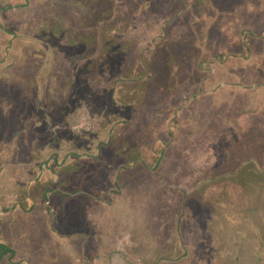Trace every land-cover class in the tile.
<instances>
[{"label": "rangeland", "instance_id": "rangeland-1", "mask_svg": "<svg viewBox=\"0 0 264 264\" xmlns=\"http://www.w3.org/2000/svg\"><path fill=\"white\" fill-rule=\"evenodd\" d=\"M34 1H38L40 4L37 11L38 15L40 16L46 13L50 17V21L45 25L48 28L37 32L40 36L46 33V38L51 36L49 38L50 42L48 41L47 46L46 44H42V42L34 43L33 47L34 49H38L40 56H42L41 59L39 58L40 63L45 62L46 66L38 68L39 66L33 65V83L29 82L33 87L27 93H22L17 90V98H15V102L13 103L14 114L8 116L7 114L13 110L11 109V105L3 102L0 103V106L4 108V110L0 109V145L6 150L10 149L9 145H12L11 149L15 148L17 153L20 154L22 152L23 154H28V156L24 157H20L19 155L15 159V156L13 157L9 150V152L5 151V154L9 153L10 157L3 154L0 156V192H5V188L10 186V181L13 190L17 191L18 194L20 192L22 193V191L25 192V190L21 189L22 183L14 180L15 177H18L17 174H19L14 168H17L20 163H25L26 166L24 168L27 167V164H32V161H35L33 166L35 164L44 165V167L37 168V170L43 172V177L41 178L38 175L39 178L36 182L41 179L44 184L46 182L48 186L53 187L55 183L53 180L55 178L50 176V172L48 177H46L45 173L49 168L53 171L57 168L61 169L63 165L69 164L72 162L73 156H70L71 154L95 158V155L98 153L99 158L100 151L103 150L107 151L103 158L113 161L111 159L113 158V154H111L112 150L110 147H107L112 143L125 147L128 146L127 142L129 140L132 143L137 142L141 147L142 145L144 146L143 155L149 160L147 164L149 166L150 162L156 164L157 155L165 147H168L166 149L167 156H172V153H176V149L172 152L169 150V145L174 140L172 128L173 132H178L176 134L179 136L182 134L190 137L192 141H189L188 147L193 152L197 150L198 154L192 156V158L196 157V159H193L191 164L190 160L192 158H188L185 161L184 157H180L178 154H176L174 160L168 158L164 160L163 157L161 161L163 163L161 165L166 163L164 166L167 167L160 169L159 165L157 168H159V173H161L152 175L153 177H150L151 183L155 182L157 184L160 179L164 181L166 188H168L175 171L178 174L183 172L182 175H184L183 168L188 164L189 168L193 167V169H196L197 166L202 167L208 163L211 176L213 173L212 167L218 169V173H220L219 171H225L233 166L234 163L238 162L239 158H232L229 154H234V148H241L242 150V145H246V142L238 143L233 140L235 138L233 133L236 131L231 130L232 132H228L223 125H217L218 122L217 124H212V129H214L215 133L212 130L209 133V128L204 125L203 135H199L196 138L192 134L196 123L200 117H202L203 123H205L206 118L203 115H195L193 113L194 109L190 108V101L188 100H193L191 98L200 93L198 90H201L202 82L213 70L217 72V76L220 75L218 72H220L221 67L224 65L223 62L230 61L234 57L238 61L241 58L239 56H249V47L255 48L254 45H250V42L255 37L250 34L248 28L255 30V25L264 21V14L257 11V5H254V8L253 6H247L248 0H220L221 2L218 3L222 4L221 6L225 8H230V12L218 10V12L212 13L210 5L209 11L202 10V0H150L152 3L154 2L151 5L147 4L148 2L146 3L148 0H92L93 8L91 10L78 0ZM254 2L257 1L255 0ZM262 4L264 5V3ZM48 8L50 11L58 8L57 10L59 12L52 15L51 12L49 13L47 11ZM233 9H236V11L233 12ZM252 9L256 12H252ZM172 11H180L179 15H176V19H172ZM199 12L200 15L197 17L192 16V14H199ZM93 16H95L96 22L92 21L91 27L86 29V32L93 33V28H98L99 37L103 33L107 39L120 40L125 44V49L127 48L128 52L124 53L126 54L124 61L122 59L119 60L122 62V64L120 63V68L122 69L119 71V76L117 77L118 79L120 78V82L117 83H114L109 77L99 74L101 69L106 70L107 68L108 59L104 55H100L97 62L90 61V75H95V79H88L86 82L82 81L84 86L92 90V95L90 96L81 92L83 89L79 76L77 75L79 68H82V65L88 62L83 61L84 59L79 55H75V52L67 55L66 52H71L72 43H74L71 27H77L80 21L85 22L84 20ZM104 16L110 22H106V20L102 21V17ZM102 23L108 24L104 25ZM57 24L61 26L65 25L64 36L59 37V34L56 32L57 26L55 27V25ZM257 30L260 31L261 29L259 28ZM51 32L54 34L52 33L50 35ZM42 38L45 39V37ZM179 40L183 42L184 40H190L193 43L192 48L185 51L183 56L180 57L185 62L184 67L179 71L177 70V73H183L180 78L186 79V82L188 79L189 81L191 80V83L187 85V90H182L179 95L174 96L172 99L166 98L168 97L166 94L159 97L161 100L156 101L155 107L149 114L147 122L143 117L141 109L137 114H130L129 109L125 106L127 104L122 106L121 100L123 96H115V93L112 96L111 91L116 88L114 84L117 86V92L121 88L130 86L135 82L136 84H140L141 81L139 80L147 76L149 77V72H144V68L141 65V58L151 57L156 50L158 52L159 47L163 44L168 45ZM100 41L102 42L103 39L100 38L98 43ZM261 49L263 52L264 42ZM67 56L74 57L73 59H69ZM166 57L165 55L159 56L160 62L162 60L163 63ZM156 61L157 59L154 64ZM198 61L200 63L197 69L192 64L195 65ZM259 62L264 65V60H257V63ZM243 65L245 72L240 71V73L247 75L248 61H243ZM233 67L240 69L238 65H233V63L228 65V68ZM130 68L134 70L131 71ZM153 68L157 77H160V81L156 82L158 84V82H161L165 71L163 67L155 66ZM222 68L225 70V67ZM126 74L131 75L130 82H128L129 77L125 78ZM142 74L145 76H142ZM87 76L86 74L85 77ZM36 84L39 86L36 87ZM51 86L57 90L55 92L50 91L48 87ZM138 95H142V93L135 94V102L139 100L137 98ZM168 102L170 103L168 104ZM123 103L125 102L123 101ZM172 105H179L182 108L178 109V113L171 115ZM135 106L136 104H133V107ZM228 113L224 108L220 109L221 115ZM135 117L136 119L131 122V119ZM175 118H178V120L173 124ZM228 133L230 134L227 135ZM251 136L253 139V149H251L252 154H250L254 155L256 153L258 155L257 158L263 157L262 160L264 161V141L260 140L262 137L260 125H256L253 128ZM14 138H16L15 141H13ZM215 138L217 140L211 142V139ZM206 139H210L208 150L204 146ZM193 140L197 142V145L193 143ZM199 140H203L202 145ZM35 147L38 148L34 150ZM226 147L231 148L228 150L229 153L226 152ZM206 151H208V156ZM146 155H149V157ZM51 157L56 158L52 160ZM177 157L181 159L176 161L178 159ZM16 161L19 162L17 163ZM139 164L144 165L143 170L146 171L145 166L147 165L142 162H139ZM262 165L257 162V168L259 170L261 167L264 168V165ZM112 169L108 167L104 171H101V174L105 171L106 173H103L105 175L97 181L94 189L100 192L103 200L110 197L114 198L116 204L113 212L118 213L123 220V215L127 217L128 214H131L132 210H127L124 207L126 201L123 198V195L126 193L130 194V190L129 188L126 191L123 190V194L121 191H116L119 188L114 185L111 175L110 177L108 176ZM25 171L27 173L24 178H30L32 174H29L30 169L27 170L26 168ZM262 173L264 174V172ZM114 174L115 169L112 175ZM8 178L10 181H7ZM209 179L211 180V178ZM261 179V177L256 178V181L260 183ZM104 180H107V182ZM217 180L229 181L230 177L221 176ZM234 180L238 181V179ZM226 188L227 184H224L223 192ZM211 190H214V187ZM49 191L50 195L54 194L51 189ZM18 194L14 198L26 199V195L24 197H18ZM223 194L229 197L227 192ZM177 195L181 197V194ZM169 196V193L166 192L162 198H165L166 202H169L172 199ZM54 200L55 197H53ZM101 211L102 209L100 208L99 212ZM171 219L169 218L164 223L165 225L161 230V236L155 235L152 237L148 235V231H145L144 234L141 233L140 229H137L135 226L133 219L126 220L124 223L129 225V227L126 225L127 230L120 231L117 228L110 232V234H106L110 236V239L104 242L98 241L101 244L100 246H97L93 239L94 232H91L90 236H88L91 240L90 245L84 248L89 260L88 258L85 261L80 259L83 248L79 251V246L77 245L76 250L74 249L71 252L69 250L65 257L66 261L73 262V264H92L93 259H96L97 263L94 262L93 264H165L163 260L160 262L162 257L159 254L160 250L164 248L166 251L164 250L165 253L163 254H166L165 256L171 260L174 259L175 264H193L190 259H185V255L181 250L184 247L185 240L188 239L186 237L184 238V236L183 238L182 236H176V233L182 228L186 232L185 223L183 226V221L180 223L177 222L176 227L173 228L170 226ZM177 227H179L178 230H176ZM188 227L189 231L191 228L193 229L191 224ZM126 231H128V234L125 235ZM129 231L136 235L133 234L132 236V234H129ZM128 235L131 240L127 238ZM169 236L170 238L168 239ZM174 237L177 239H175L176 245L172 241ZM157 240L160 241V246H158ZM181 240L182 245H179ZM136 241L142 243V248L139 247L137 251L135 249ZM20 247L22 248V246ZM20 254L19 256H22ZM16 262L17 264H21L19 257H17Z\"/></svg>", "mask_w": 264, "mask_h": 264}, {"label": "crops", "instance_id": "crops-1", "mask_svg": "<svg viewBox=\"0 0 264 264\" xmlns=\"http://www.w3.org/2000/svg\"><path fill=\"white\" fill-rule=\"evenodd\" d=\"M25 1L0 0V103L11 105L13 110L7 114L8 116L14 114L13 103L17 98L18 91L27 93L33 87L32 84H29V82L33 83V65L39 66L38 68L46 66L45 62L40 63L39 58L41 59L42 56L38 49L33 47L34 43L40 42L48 45L49 39L46 38V33L40 36L37 32L48 28L45 25L50 21V17L46 13L38 15L37 11L40 7L38 1L29 0L28 5L25 4ZM262 3L264 1L256 8L257 11L264 14ZM57 9L50 11L48 8L47 11L53 15L59 12ZM252 12L256 11L252 9ZM88 21L96 22L95 16L89 17ZM262 27L264 28V21L255 25L256 29H262ZM257 44L258 41L250 42V45ZM239 57L244 60L240 58L237 61V58L234 57L230 61L223 62L222 67H225V70L221 67L218 72L219 76L211 68L213 72L205 77L200 93L195 95L193 100H189L190 108L194 109L193 113L206 118L205 123H203L202 117L198 122L196 119V127L192 134L196 136L199 132V135L202 136L204 125L209 128V133H211L210 130L215 133L212 124L218 122L217 125H223L228 132L235 130L233 140L238 143L246 142L252 154L251 149L253 148L251 147L253 146L250 143L253 139L251 135L256 125H260L262 134L260 140L264 141V65L260 62L257 63V60H264V51L262 52L258 46L255 49L251 48L249 56ZM243 61H248L247 75L240 73V71L245 72ZM231 63L238 65L240 69L237 67L228 68ZM38 86L36 84V87ZM48 88L54 92L57 90L52 86ZM222 108L229 113L221 115L220 109ZM0 109L4 110L2 106ZM7 115L5 114V116ZM172 133L174 140L169 145V150L172 152L176 149V153L167 156L166 149L168 147H165L162 150L164 160L166 158L174 160L176 154L181 153L186 161L194 154H198L197 150L188 151V143L192 141L190 137L182 134L179 136L176 134L178 132H173V128ZM238 133L240 134L236 136ZM224 138L226 139L225 135ZM209 140H205L206 150L209 148ZM215 140L217 138L211 139V142ZM193 143L197 145L194 140ZM200 144H203V140L200 141ZM11 146L9 145V150L15 159L19 155L20 157L28 156L26 153H17V150L11 149ZM37 148L35 147L34 150ZM230 149L226 147V152ZM9 150L0 145V156L3 154L10 157L9 153L5 154V151L9 152ZM233 150L234 154L229 155L232 158H239L238 162L248 168L247 172L244 170L246 173L243 179L229 176V181H219L215 176L218 169L212 167L213 173L210 176L211 170H209L208 163L202 167L197 166L196 169L189 168L188 164L183 168L184 175H182L183 172L178 174L175 171L168 188L159 178L157 184L150 181L152 175L161 173H159V168L167 167L164 166L166 163L160 164V167L157 168L156 164L150 162L149 166L147 164L149 160L144 157L143 160L147 165L145 166L146 171L143 170L144 165L139 163L131 164L123 169V164H119L117 157L113 161L104 159L103 156L107 151L103 150L100 151V159L98 153L95 158H88L92 163L91 168H80L82 171H87L88 181L85 176H73V185L77 186L79 191L76 193L65 192L70 198L57 194L59 189L61 190L60 182L64 180L57 175L58 168L53 171L56 173L55 175L50 173V176L55 178L53 180L55 183L51 187L46 182L44 184L41 179L36 182L38 178L35 176L40 175L42 178L43 172L34 168V161L31 162L32 164H27V170L30 169L29 174L32 173L28 179L24 178L27 173L24 168L26 165L20 163L17 168H14L19 173L14 180L22 183L21 189L25 192L22 191L18 194L17 191H14L9 178L7 181H10V186L5 188L4 193L0 192V243L9 246L15 253L16 259L20 258L21 264H73V262L66 261V255L69 250L70 252L76 250L77 245L79 251L85 246H89L91 240L88 236L91 232H94L93 239L97 246H100L98 241L104 242L110 239V236L106 234H110L117 228L120 231L127 230L129 225L124 222L133 219L141 233L144 234L145 231H148V235L151 237L161 236L164 223L172 218L170 226L173 228L176 227L177 222L183 221V226L185 223L186 232L182 228L176 233V236H182V238L184 236L188 239L183 241L184 247L181 250L185 259H190L191 263L264 264V175L261 177L260 183L256 181V172L261 170L264 172V168L261 167L260 170L257 168V162L264 165L263 157L257 158L256 153L254 155L247 154L248 149L246 148H243V151L241 148ZM161 153L157 155L156 161ZM206 154L208 156V151ZM246 155L248 162H245V159L241 160V157ZM78 156L72 157L74 163ZM146 156L149 157V155ZM82 158L87 157H79V159ZM179 159L181 158L176 161ZM193 159L196 157L190 160V164ZM249 164L255 168V171L251 172ZM108 167L113 168L108 176L111 175L114 185L119 188L116 191H121L123 194V190L126 191L128 188L130 190V194L126 193L123 198L126 201L124 207L127 210H132L127 217L121 212L123 220L118 213L113 212L116 204L114 198L103 200L100 192L94 189L97 181L105 175L103 173H106L105 171L101 174V171ZM178 168L180 169V167ZM114 169L115 174L112 175ZM45 173L48 177L49 172L45 171ZM33 175L35 176L33 177ZM234 179H238V181ZM104 181L107 182V180ZM224 184H227L224 192H227L229 197L223 194ZM86 186L87 188H85ZM213 187L214 190H211ZM259 187L260 189H258ZM50 189L54 192L53 195H50ZM170 189L175 190L171 191ZM166 192L169 193L172 202H166L165 198H162ZM34 193L38 196L34 197ZM16 194L18 197L26 195V199L14 198ZM177 194H181V197ZM53 197H55L54 201ZM100 208L101 212H99ZM189 224L194 230L191 228L189 231ZM178 229L179 227L176 228V230ZM126 234L128 231L125 232ZM129 234L133 236L135 233L129 231ZM127 238L131 240L129 235ZM175 239L176 237L174 240L172 238V241L176 245ZM179 243L182 245V240ZM157 244L160 246L159 240H157ZM139 247L142 248V243L136 241V251ZM83 249L80 259L85 261L88 258L89 260L85 249ZM164 250L166 251L164 248L160 250L159 254L162 257L160 262L163 260L165 264H175L174 259L171 260L165 256L166 254H163ZM12 257L11 254L8 255V260H4L0 264H15L16 261L11 262ZM96 261L93 259L92 264Z\"/></svg>", "mask_w": 264, "mask_h": 264}, {"label": "trees", "instance_id": "trees-1", "mask_svg": "<svg viewBox=\"0 0 264 264\" xmlns=\"http://www.w3.org/2000/svg\"><path fill=\"white\" fill-rule=\"evenodd\" d=\"M81 3H83L87 8H89L90 10L93 8V4L91 3L92 0H78ZM248 4L247 6H253L257 5L259 7L260 3L263 2L264 0H256L257 2H254L255 0H248ZM145 2V1H144ZM148 2V3H147ZM221 2L220 0H202L201 4H202V10L205 9V11H209V5L211 8V12L216 13L218 12V10H224L223 12H230V8H225L224 6H221L222 4L218 3ZM147 4L151 5V1L148 0L146 1ZM111 4V3H110ZM154 4V2L152 3ZM244 5V3H243ZM246 6V7H247ZM112 7V5H111ZM110 7V8H111ZM198 9V8H197ZM232 9V8H231ZM199 10V9H198ZM94 11H96L94 9ZM236 9H233V12H235ZM173 12L172 15V19H176V15H179L180 11L177 12ZM199 14L195 13L192 14V16L197 17ZM211 16V15H209ZM106 22H110L107 20V18L104 16L102 17V21ZM92 21H88V19L83 22L80 21L77 27H71V34L73 35V46L71 47V52H66V55L72 52H75V55H79L80 57H82L84 60L86 61L87 59H89L90 61H96L99 60V56L100 55H104L105 58L108 59V64H107V68L106 70H100L99 74L101 76H107L109 77L111 80L114 81V83L120 82V78L118 79L117 77L119 76V71L122 69L120 68V65L122 64V62H120L119 60L122 59V61H124L126 59V54L128 52V49H125V44H123L120 40L118 39H107V37L102 33V36L99 37V31L98 28H93V33L90 32H86V29H89L91 27ZM104 25L108 24V23H102ZM57 26V30L56 32L59 34V37L64 36L65 35V25H55V27ZM250 31V34H252L255 38H253L252 42L258 41V44L255 45L256 48L259 49L262 48L263 46V42H264V28L262 27V29L260 31H258L256 29V31L253 28H248ZM255 31V33H254ZM258 31V32H257ZM53 32L50 33V35H52ZM54 34V33H53ZM70 36V35H69ZM51 36H49L50 38ZM48 38V39H49ZM102 38L103 39V43L100 41V43H98L99 39ZM258 38V39H256ZM118 40V41H117ZM182 40V39H180ZM177 41L174 42L172 44H163L162 46L159 47V50L157 52L154 53L153 56L151 57H146V58H141V65L144 68V72H149V77H145L141 81L140 84H136V82L130 86H126L124 88H121L120 91L117 92L116 88V84H114V90L111 91L112 96L115 93V96H119L122 97V100L125 102L123 103V101L121 100L122 106L124 104L128 109L130 114H137V112H140L139 110L141 109L142 113H143V117L146 119L145 121H148V116L151 113V111L154 109L156 101L157 100H161L159 97L163 96V95H167L168 99H172L174 96L179 95L181 93L182 90H187V85H189L191 83V80L189 81L188 77V81L186 82V79L180 78L181 75L183 74L181 73H177V70L179 71L180 69H182L185 65V62L182 60V58L180 59L181 56H183V53L185 51H188L189 49L192 48L193 43L189 40H184L183 41ZM175 46L177 47L175 49ZM247 48V47H246ZM252 48V47H251ZM251 48L249 47V53ZM124 49V50H123ZM255 49V48H252ZM182 52V53H181ZM167 56L162 63V60L160 62L159 56ZM74 56H67V58L69 59H73ZM185 57V55H184ZM183 57V58H184ZM93 59V60H92ZM157 59L156 63L154 64L155 60ZM242 59V58H241ZM244 60V59H243ZM90 61H86L88 62L85 65H82V68H79L77 75L79 76V79L81 81V87H82V91L83 94L85 95H92V90L87 86H84L82 84V81L86 82L88 79H95V75L91 76L90 75ZM121 63V64H120ZM199 61L197 62V64H192L193 66L197 67L198 69V65H199ZM84 66V67H83ZM163 67L165 74L161 80V82H158V84L156 83L157 81H160V77L156 75V72L154 70L153 67ZM131 71H133V68H130ZM88 70V71H87ZM118 71V72H117ZM190 71L192 72V69L190 68ZM88 75L87 77H85V75ZM198 74V73H196ZM142 76H145L142 74ZM83 77H85L83 79ZM129 77V81H131V75H127L125 76V78ZM156 83V84H155ZM161 83V84H160ZM200 91V90H198ZM141 94L142 95H138L137 98L139 99L138 101L135 102V94ZM165 97V96H164ZM195 97V96H194ZM141 99V101H140ZM161 102V101H159ZM170 102H168L169 104ZM133 104H136L135 107H133ZM170 106V105H168ZM172 110L170 111L171 115H174L175 112L178 109H181L182 106L179 105H172ZM33 109V108H32ZM31 111V109H30ZM216 118V117H214ZM136 119L132 118L131 122ZM178 118H175L173 121V124H175V122H177ZM176 126V125H175ZM174 126V127H175ZM196 136H199V132L196 134ZM128 146H118L115 143L110 144L107 147H110L112 150L113 154V158H111L112 160L117 157L119 164H123V169L127 168L126 166H129L131 164H138L139 162H142L146 165V162L143 160L144 155H143V145L141 147V145H139L137 142H131V140H129L127 142ZM252 145V141L250 143ZM248 144L243 145V148L248 149L247 154H250V150L247 147ZM252 148V147H251ZM250 148V149H251ZM188 151L190 152L191 150L188 148ZM245 152V151H244ZM245 152V153H246ZM75 153V152H74ZM163 151L161 153V155L159 156L158 160L156 161V165L155 167H158L164 157L163 155ZM77 155V154H76ZM178 155L181 157V153H178ZM70 156H75V154H71ZM80 156H78L76 158V162L74 163L73 161L70 162L67 165H63L61 167V169H58V173L57 175L61 178H64V180H62L60 182V188L58 193L59 195H62L64 197H69L67 194H65V192H77L79 191L77 189V186L73 185L72 181H73V176H85V179L88 181V173L87 171H82L81 169L86 168L89 169V167H92V163L88 160V158L85 159H79ZM52 160H54L56 157H51ZM248 156H243L241 157V160H246L245 162H248L247 160ZM257 159V158H256ZM35 160V159H33ZM33 162V161H32ZM35 162V161H34ZM250 165V164H249ZM44 165L42 164H35L34 168L37 169L39 167H41ZM251 166V165H250ZM81 168V169H80ZM241 168V169H240ZM247 167H243L242 163L236 162L233 164V166L229 167V169L227 170H221L219 171L220 173H218V171L215 173L216 177H235L238 179H243L245 176V173L247 172ZM251 172L255 171V168H253L251 166ZM81 170V171H80ZM244 170H246V172H244ZM39 171V170H37ZM50 173L54 174V170H50V168L47 170ZM56 174V173H55ZM54 174V175H55ZM264 174L260 171L256 172V178H260L262 177ZM37 178H39V176H37ZM72 178V181H71ZM85 181V180H84ZM87 188V186L85 187ZM85 191H88V189H85ZM34 197H37L38 195L36 193L33 194ZM0 234H1V230H0ZM13 256L12 257V261H16V255H14L15 253L13 252V250L5 245L0 243V263H2L4 260L8 259L7 256L10 255ZM15 264H17V262H15Z\"/></svg>", "mask_w": 264, "mask_h": 264}, {"label": "flooded vegetation", "instance_id": "flooded-vegetation-1", "mask_svg": "<svg viewBox=\"0 0 264 264\" xmlns=\"http://www.w3.org/2000/svg\"><path fill=\"white\" fill-rule=\"evenodd\" d=\"M25 4L28 5V4H29V0H26V1H25ZM194 98H195V97L193 96L191 99H194ZM188 101H189V100H188ZM188 101H187V102H188ZM178 112H179V110H177L175 113H178ZM172 134H173V133H172ZM160 164H161V163H160Z\"/></svg>", "mask_w": 264, "mask_h": 264}]
</instances>
